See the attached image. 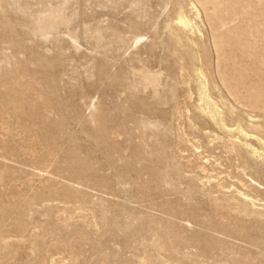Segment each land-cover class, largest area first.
I'll list each match as a JSON object with an SVG mask.
<instances>
[{"label":"rangeland","instance_id":"374dc122","mask_svg":"<svg viewBox=\"0 0 264 264\" xmlns=\"http://www.w3.org/2000/svg\"><path fill=\"white\" fill-rule=\"evenodd\" d=\"M195 2L0 0V264H264V0Z\"/></svg>","mask_w":264,"mask_h":264},{"label":"bare ground","instance_id":"6f19581e","mask_svg":"<svg viewBox=\"0 0 264 264\" xmlns=\"http://www.w3.org/2000/svg\"><path fill=\"white\" fill-rule=\"evenodd\" d=\"M196 1L197 2L191 4L192 9L194 11H196L197 14L199 15L200 14L199 6H198V3H199L201 5V8L203 9V11L208 16V18L212 22H215V20L217 18V14H218L217 13L218 7L216 8V4H217L218 0H196ZM246 13L247 14L253 13L252 8L251 7L246 8ZM261 16L264 17V15H261ZM55 18L59 19L60 16L56 15ZM177 19H178V24H179L180 28L184 32H186L187 34L194 35L197 32H200L198 30V28L195 26L194 21L191 19V17L188 16V14L186 13L185 10L181 9L179 11ZM58 24L60 25V23H58ZM55 26H57V25L55 24ZM234 26H236V25H234ZM244 32H245L244 34H246V36H247V40H242V39H240L241 37L238 38L235 36V37H233V39L231 38L229 43L234 47V49L237 53L244 52L246 47L247 48L253 47L254 51L250 54V57L252 59L256 58V59L260 60L261 55L264 54L263 53L264 48L260 47L259 45H257V43H255L253 41V39L251 38V33L249 34V32L245 29H244ZM138 38H140V37L138 36ZM215 43H216L215 44L216 46H220L226 42L222 41V37H220L218 35L215 39ZM251 50H252V48H251ZM226 59H228V58L226 57ZM261 63L264 65V59H262ZM26 70L27 69H22L19 71V70L15 69V71L8 74V77L10 78V80H12L14 83H17V85H20L19 86L20 89L18 91H15L16 93L5 94V96L3 98L5 101V103H4V110L5 111L21 112L22 115L23 114L25 115V112H29L28 108L31 109V108L35 107V103L38 100L33 101V99L29 98V96H28L29 89L32 87H30V85H27V84L29 82H31V80L35 81V82H38V81H37V79H34V76H31L30 80L27 79V81L22 82L21 78L24 77L26 73H28V71H26ZM201 73L202 72L197 71V75L200 79V87H201V94H200V111H201V113L208 116V118L212 122H214L216 124V126L220 127L222 130H224L228 133H233L234 131H239V133H242L246 138H255L254 136H251V135L247 134L246 132H244L241 129V127L238 126L235 129V128L227 126L223 122V120L220 118L217 103L214 100H212V98L210 96H208L206 94V81H205V79ZM217 76L225 87H230V88L232 87L231 82L228 81L227 74L222 73V72H218ZM246 77L247 76H245V75H239V81L242 83V81ZM247 78H249V77H247ZM34 90L37 91L36 88H34ZM37 94H39V96H41L42 95L41 90H40V92H37ZM257 99H258V96H257ZM260 100L261 99H258L257 102H259ZM31 112H32V109H31ZM257 139H258L259 143L261 144V146L264 148V139H260V138H257ZM248 147L251 149L252 153L257 155L258 157H261L262 154L264 155V152L261 153L258 148L254 147L252 145H248ZM257 185H259V184H257ZM239 195L243 200L250 202L253 206H255L257 204L256 201L254 199L250 198L249 195H247L245 193H241V192L239 193Z\"/></svg>","mask_w":264,"mask_h":264}]
</instances>
